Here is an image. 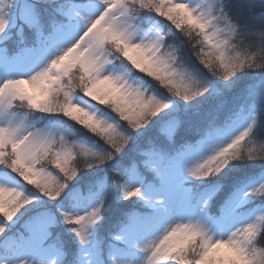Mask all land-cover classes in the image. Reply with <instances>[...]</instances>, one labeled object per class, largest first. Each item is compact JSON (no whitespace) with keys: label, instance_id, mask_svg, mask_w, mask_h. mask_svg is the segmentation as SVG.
I'll return each mask as SVG.
<instances>
[{"label":"snow or ice","instance_id":"snow-or-ice-1","mask_svg":"<svg viewBox=\"0 0 264 264\" xmlns=\"http://www.w3.org/2000/svg\"><path fill=\"white\" fill-rule=\"evenodd\" d=\"M47 4L52 8V16L45 29L36 0H0V39L7 41L12 28L18 37L25 27L32 29L37 37L33 51L42 62V66L24 78L5 76L0 79V169L3 170L0 178V264H32L24 259V255L39 251V242L47 236L48 225L52 222L50 219H33L24 225L23 233L11 231L17 214L35 199L26 194L24 187L34 185L40 194L56 200L67 182L76 175V169L68 164L71 153L53 151L55 135L25 124L23 116L16 110L18 106L30 111L63 115L100 137L107 150L91 153L94 159L87 163V168H92L119 156L129 145L131 133L144 128L152 117L170 107L165 98H157L133 86L122 75L105 71L114 61L126 64L128 70L154 78L171 96L185 102L209 91V85L196 83L189 73L182 70L177 60V49L164 45V35L159 29L155 30L154 37L135 39L141 17L139 9H147L155 17L166 18L170 22L167 23L169 27L179 29L189 40L196 32L199 51L193 48V52L213 77L229 81L243 68L253 66L251 57L233 54L231 38L236 29L230 22V16L223 15L219 0H199L195 5L176 0H48ZM257 11L264 12V0H241L236 11L232 10V16L240 17ZM221 20L223 23L218 22ZM246 26H264V15L257 25ZM249 95L257 97L258 102L264 105V91L256 93L250 90ZM89 101L99 108L87 107ZM256 106L257 100L254 99L249 113L241 109L232 123L224 128L215 126L216 117L213 116L202 144L230 136L239 127L238 120L255 122ZM105 108L114 114L112 122L97 115V111ZM178 126L179 121L175 119L164 123L158 129L157 138L138 146L137 154L129 158L122 170L113 168L123 198H143L139 184L144 172L153 173L163 191L179 171L184 153L190 150V146L182 147L174 155L168 154L162 146L164 140L173 141ZM251 129L248 122L243 131H238L225 146L202 163L188 168V174L201 177L214 170L221 172L220 169L224 168L222 157L229 153V145L238 149L250 143L245 137L249 136ZM249 156L250 159L256 158L254 152ZM45 162L52 167H46ZM53 168L58 170L55 174ZM245 197H264V182L244 191L232 204L233 212ZM97 199L99 203L87 215L62 213L65 222L78 226L72 230L81 244L87 243L85 226L100 218L104 205L103 185ZM146 203L155 208L160 201L148 199ZM260 213H264V208L253 210L247 218L234 220L225 229L226 235L220 238H214L199 220L177 222L156 239L139 246V251L146 254L143 264H162L163 261H174L175 264H238L241 258L247 264H260L264 253L248 248L255 238L254 233L260 231L259 223L264 221V215ZM162 216L158 210L157 218ZM253 218L256 225L248 227ZM176 233L183 234L179 242H173ZM38 264H53V261H40ZM113 264L118 262L113 259Z\"/></svg>","mask_w":264,"mask_h":264},{"label":"rangeland","instance_id":"rangeland-1","mask_svg":"<svg viewBox=\"0 0 264 264\" xmlns=\"http://www.w3.org/2000/svg\"><path fill=\"white\" fill-rule=\"evenodd\" d=\"M176 2H189L194 4L199 2V0H176ZM43 13L44 12H40V15ZM47 13L50 21L52 11ZM49 21L45 23L47 26L49 25ZM13 29L14 28L10 30L11 34ZM156 29H159L162 34V28L156 21L146 22L140 17L135 39L139 40L141 37H154ZM33 34L35 40L34 45L27 49H22V52L6 57L3 50H0V79H3L5 76L24 78L30 71H34L42 66V62L33 51L37 43V37L34 31ZM2 41L3 40L0 39V43ZM114 62L115 64L107 66L105 71H111L115 75H122L128 83L144 90L142 85L143 81L141 79H136L134 76V79L132 78L134 73L133 70H128L127 65L122 64L120 61ZM250 90H252V85L246 88L244 92L249 94ZM212 106L210 108H212ZM87 107L90 109H98L99 105H94L93 102L89 101ZM241 109H243L244 113H249L250 105L247 108H240L235 112L229 111L222 115L220 113L221 116L218 117L217 122L220 121L221 124L216 127L224 128L226 124H231L235 119V114ZM16 110L23 116L25 124L36 129L51 132L55 135V144H61L62 141L67 139L68 134L63 131L59 122L54 121V119H56L55 117L47 118L41 116L39 119L29 121L24 117L25 114L19 111L18 107ZM97 115L109 122L113 121L111 114L97 111ZM187 115L190 114H187L185 111L183 115L171 114L169 116L167 114L163 115V113L160 112L150 119H153L151 121L152 123H148L145 126V130L148 128L155 129L157 126L159 129L164 123L175 119L179 121V126L176 131L180 127L182 131H184L183 124H186V121L182 119L188 118L189 116ZM215 116L217 117L218 115L215 114ZM248 122L252 124V121H248L247 119L238 120L237 123L239 127H237L230 136L203 144L202 141L204 136L195 137L193 142L187 143L182 136L177 137L175 132L171 143L176 142L179 138L182 141L180 143H175V145L169 144V149L165 151L170 155H174L182 147L190 146V150L184 153L182 167L172 176L163 191L160 190L158 178H156L153 173H142L143 179L139 187L141 188L143 198H139L138 203L141 205V209H144L145 214L141 219H138L141 217V213L134 215L130 224L122 228L119 235L120 239L117 240L115 238L113 244H108L107 248H103L105 253L104 258L100 250V246L103 247L101 244L102 242L96 238V236H102L97 227V223L85 226L84 234L87 237V243L81 244L79 238L72 230L73 227L78 226H73L65 222L62 215L63 212L73 216L87 215L99 203L97 197L100 194V186H104V193L107 189L104 181H98L95 187H91V190H86L84 192L78 187L69 189L51 208L43 207L36 214L27 218L20 226L12 229V232L20 234L24 232V225L30 220L50 219L52 221L48 225L47 236L39 242V251L36 253H26L24 259L30 260L32 264H38L40 261L49 260L53 261V264H113V259H115L118 264H120V262H127V264H143L146 259V254L139 251V246H142V244L148 240H153L160 236L164 230L162 225L167 226L169 223L176 222H195L199 220L211 231L214 238L224 237L226 235L225 229L234 220L247 218L253 210L264 208V203L255 202L253 197H245L244 202L240 204L239 208L234 212L232 208V204L244 191L257 187L261 182H264V170H259L258 173L253 171L250 174L237 177L227 185L218 183L204 185L210 176L208 178L196 179L194 176L188 174L187 169L198 163H202L203 160L213 155L216 150L225 146L234 138L238 131H243V128L246 127ZM61 134H63L62 139ZM0 171V178H2L3 170ZM202 185L204 186L202 187ZM135 186L137 185H130V187ZM148 199L153 201L159 200L160 203L154 208L150 206L149 203H146ZM205 201H207V203H205ZM51 202L52 201L49 203ZM205 208L210 209L213 216L209 213L210 218L206 217V211L204 212ZM158 210L163 213L162 218H157ZM58 224L63 225L60 231L57 230ZM54 227H56V230ZM63 229L68 230L66 233H68L69 236L71 235L78 245L77 256L71 259L66 258L62 253L66 244L60 238V236H63ZM50 236H53V238L52 241L48 242ZM117 236L118 235H116V237ZM164 262L165 261H163L162 264H164Z\"/></svg>","mask_w":264,"mask_h":264},{"label":"trees","instance_id":"trees-1","mask_svg":"<svg viewBox=\"0 0 264 264\" xmlns=\"http://www.w3.org/2000/svg\"><path fill=\"white\" fill-rule=\"evenodd\" d=\"M36 2L40 12H44L41 15V20L44 27L47 29L48 26L45 24L49 21V15L47 12L52 11V8L47 3L41 2V0H36ZM240 2L241 0H229L233 12L236 11ZM262 15L264 14L257 11L254 14L246 13L239 18L242 23L257 25ZM141 17L146 22H159L163 30L164 45L177 49V60L182 66V70L189 73L196 83L209 85V91L207 93L194 98L190 102H185L179 97L171 96L166 89H163L162 86H159L155 82L154 78H149L146 74H141L138 71L133 70L134 73L132 78L134 76L136 79H141L143 84L148 87V93H151L157 98H165L167 100L170 107L161 111L163 115H183L184 111L187 114H190L187 115L189 116L188 118L182 119L186 121V124H183L184 131H182L181 127L176 131L177 137L182 136L187 143L193 142L195 137L204 136L205 130L208 128L209 120L212 119L215 114L218 116H215L214 123L215 126H218L221 122H217V120L222 114L228 113L229 111L235 112L240 108H247L255 99L257 100L254 114L255 122L252 121V129L249 132V136L245 137V140H250L248 147L256 154L257 149L260 147L257 141H264V105H261L258 102L257 97L250 96L244 91L248 88V84L252 83L254 77L259 78L261 76L264 78V71H260L259 68H247L237 72L229 81H222L211 76L210 73L198 62L195 53L193 52V48H195L196 51H199V44L197 43L199 37L196 36V32L192 33V37H196V39L189 40L183 33H180L179 29H175L174 26H172L173 28L169 27L167 23L170 22H168L166 18L155 17L152 14ZM34 43L33 30H29L25 27L21 32L20 37H18L14 28L9 39L0 43V49L3 50L5 56H12L15 53L22 52V49H27L30 46H33ZM251 50L252 49L250 48L249 51ZM252 90L256 93H260L261 91H264V85L258 89L253 86ZM60 99H62V97ZM220 105H223V107H219ZM211 106L212 108H210ZM18 108L20 112L25 114L24 117L29 121L39 119L41 116L56 118L54 121L61 124L63 131L68 134V137L65 141H62L61 144H55L53 151H68L71 153L72 158L69 159L68 164L70 167L76 169V175L71 181L67 182L66 188L56 200H51L40 194L34 189V185L25 186L26 194L34 196L35 199L31 204L26 205L20 210L17 214V218L13 222L11 231L20 226L27 218L36 214L43 207L51 208L52 205H54L55 202L57 203V201H59L63 194H66L69 189L79 187L84 192L86 190H91V187H95L98 181H104L107 187L106 192L104 193V205L100 218L95 221L102 234V236H96V238L102 242L101 244L103 247L100 246V250L102 257L104 258L105 253L103 248H107L108 244H113L116 235L119 236L122 228L130 224L134 215L144 212V209H141V205L138 203L139 197L130 199L123 198L120 187L116 182L117 178L113 175V168L122 170V166L129 160V158L137 154L138 146L146 144L150 139L157 138L155 129L148 128L145 130L146 127H144L131 133L132 139L130 140L129 145L119 156L114 157L112 161L100 165H94L92 168H87V163L94 159L91 153L104 152L107 150V145L103 143L100 137L89 132L87 129L83 128V126L65 118L63 115L30 111L22 106H18ZM102 111L110 114L108 112L110 110L107 108ZM152 120H150L149 123H152ZM181 141L180 138L174 143L164 140L162 141V146L164 150H168L170 145H175V143H180ZM241 143H244V141ZM45 166L52 167L51 164L47 162H45ZM52 170L54 174L58 171L54 168ZM259 170H264V161H231L221 170L220 173L215 176H210L204 185H211L214 183L227 185L237 177L250 174L253 171L258 173ZM24 183L26 184L27 182ZM204 185H202V187ZM253 198L257 203H264V197ZM50 201L52 202L49 203ZM0 219H2V214H0ZM62 226V224H58L57 230L60 231ZM54 229L56 230V227H54ZM67 231L68 230L63 229V236H60L62 241L66 243L62 253L66 258L71 259L77 256L78 245L73 240L72 236H69L68 233H66ZM52 238L53 236H50L48 242L52 241ZM164 264H175V262L165 261Z\"/></svg>","mask_w":264,"mask_h":264},{"label":"clouds","instance_id":"clouds-1","mask_svg":"<svg viewBox=\"0 0 264 264\" xmlns=\"http://www.w3.org/2000/svg\"><path fill=\"white\" fill-rule=\"evenodd\" d=\"M41 2L47 3L48 0H41ZM196 3H194V5ZM219 4L223 7V15L230 16V22L235 26L236 29L235 34L231 38L233 54H239V56L243 58L251 57L253 60V66L251 68H259L260 71H264V26L256 28L247 27V24L242 23L239 17L232 16V9L229 0H219ZM138 14L140 16H144L151 13L147 9H139ZM262 14H264V12H262ZM218 22L223 23L222 20ZM192 39L194 40L196 39V37H192ZM250 48L252 49L251 51H249ZM256 65H259V67H256ZM247 68L249 67H245L242 70H245ZM217 78L220 79L219 77ZM257 143H259L260 147L259 149H257L255 159H250L249 154L253 151L248 147L249 143H246L243 147H240L238 149H234L231 145H229V153L222 157L224 167H226L231 161H264V141H257ZM222 169L223 168H221L220 171ZM218 173L220 172L214 170L209 172L206 176L195 178H208L209 176H215ZM260 215H264V213H260ZM256 223V219L253 218V220L250 221L248 227H254ZM174 224L175 223H169L167 224V226L162 225L164 229L163 232L168 231V229L173 227ZM259 229L260 231L254 233L255 238L248 245V248L250 251L255 249L260 253H264V221L259 223ZM182 239L183 234L176 233L173 238V242H179ZM237 239H241V237H237ZM238 264H247V262L243 258H241L238 261ZM260 264H264V256L261 257Z\"/></svg>","mask_w":264,"mask_h":264}]
</instances>
